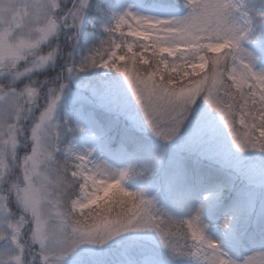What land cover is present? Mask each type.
Returning <instances> with one entry per match:
<instances>
[{"label":"snow or ice","instance_id":"snow-or-ice-1","mask_svg":"<svg viewBox=\"0 0 264 264\" xmlns=\"http://www.w3.org/2000/svg\"><path fill=\"white\" fill-rule=\"evenodd\" d=\"M119 3L0 0V264H264V0Z\"/></svg>","mask_w":264,"mask_h":264},{"label":"rangeland","instance_id":"rangeland-1","mask_svg":"<svg viewBox=\"0 0 264 264\" xmlns=\"http://www.w3.org/2000/svg\"><path fill=\"white\" fill-rule=\"evenodd\" d=\"M114 2H117L116 6L117 8L120 6L119 0H114ZM95 31L98 34V30L95 29ZM246 47L249 45H245ZM256 69L260 70V69H264V61H259L257 62V64L255 65ZM125 186L128 187L131 190H135L141 187H144V184L142 183V181L140 180L139 177L136 176H130L126 181H125ZM147 194L148 195H153L155 192V189H147ZM68 259H71V257H69Z\"/></svg>","mask_w":264,"mask_h":264},{"label":"trees","instance_id":"trees-1","mask_svg":"<svg viewBox=\"0 0 264 264\" xmlns=\"http://www.w3.org/2000/svg\"><path fill=\"white\" fill-rule=\"evenodd\" d=\"M181 6H182V0H181ZM91 27V26H90ZM93 31H95V29H92ZM43 77H41V79H42Z\"/></svg>","mask_w":264,"mask_h":264}]
</instances>
